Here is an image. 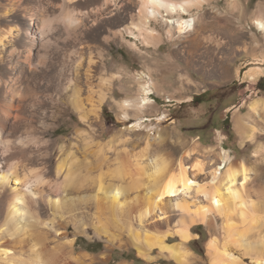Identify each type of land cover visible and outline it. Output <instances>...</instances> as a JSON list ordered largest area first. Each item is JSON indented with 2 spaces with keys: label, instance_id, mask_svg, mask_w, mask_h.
Returning a JSON list of instances; mask_svg holds the SVG:
<instances>
[{
  "label": "bare ground",
  "instance_id": "obj_1",
  "mask_svg": "<svg viewBox=\"0 0 264 264\" xmlns=\"http://www.w3.org/2000/svg\"><path fill=\"white\" fill-rule=\"evenodd\" d=\"M7 1L11 10L0 17L20 22L24 29L15 24L0 35V264H95L98 258L78 253L70 239L72 225L81 233L94 231L113 247H133L149 262L158 259V250L160 258L191 264L193 255L184 245L190 226L213 227L220 220L226 242H208L209 264H264V187H251L260 175L254 167L235 162L228 151L221 161L196 158L189 167L187 160L198 156L197 146L180 159L153 154L154 147L168 144L166 131L144 138L146 147L132 155L133 133L143 129L145 117L125 128L126 134L104 140L101 108L109 95L101 86L110 93L112 77L103 75V56L86 47V39L108 17L126 21L123 2L128 0ZM207 1L137 0L138 22L110 34L138 39L136 29L151 41L147 46L157 45L151 22L162 18L171 26L170 34L184 37L196 30V19L182 15L201 10ZM256 25L264 31L263 20ZM259 72L252 70L250 78ZM143 92L135 104L117 103L121 121L152 104L150 82ZM261 110L263 99L251 103L250 112ZM76 116L85 129L64 141L54 139ZM177 137L175 150L190 146ZM201 200L204 205L193 209ZM172 218H184L182 232L152 231L158 221L170 225ZM177 237L181 242L171 243Z\"/></svg>",
  "mask_w": 264,
  "mask_h": 264
},
{
  "label": "rangeland",
  "instance_id": "obj_2",
  "mask_svg": "<svg viewBox=\"0 0 264 264\" xmlns=\"http://www.w3.org/2000/svg\"><path fill=\"white\" fill-rule=\"evenodd\" d=\"M123 5L129 14L126 21L122 22L118 16H115L116 19L108 17L86 39V47L103 56V75L112 77L110 93L105 86H101V91L105 90L109 95L101 108L102 124H105L106 130L104 140L126 134L125 128L145 117L148 120L143 122V129L133 133L135 142L128 148L130 154H137L146 147L144 138L147 136L153 137V133L166 131L170 134L168 144L161 149L154 147L151 150L153 154L157 152L180 159L197 146L195 153L198 156L187 160L186 165L190 167L196 158L204 162L221 161L224 151H228L235 162L244 160L254 167L256 173L259 172V180L251 187L255 190L264 187V181H261L264 180V111L257 114L250 112L252 102L264 100V92L257 87L264 73V31L256 25L259 19L264 21V0H208L201 10L194 9L191 15H182L186 19H196V30L181 39L177 34H170L171 26L162 18L152 21L151 29L160 39L153 46H147L150 40L143 39L136 29L134 32L138 39L125 34L124 40H121L110 34L112 31L124 32L126 26L134 27L138 22L137 0H128ZM6 8L11 10L9 2L0 0V14ZM166 19L173 18L168 16ZM8 21L9 18L0 17V35L11 25L16 24L15 29H24L20 22L11 24ZM133 43L137 46L133 47ZM1 67L0 72L3 71ZM252 70L261 71L253 80L250 78ZM147 82L151 83L152 104L145 107L143 113L132 110L128 120L121 121L122 112L117 103L126 100L134 104L138 102L143 97V86ZM78 119L76 116L73 121L67 120L59 131L61 134L57 132L53 138L64 141L72 138L77 129L84 130ZM177 135L190 146L175 150L172 146ZM238 143L244 147L238 149ZM204 178L201 176L200 180L206 181ZM255 190L252 189L250 195L257 201ZM201 204L204 205L202 200L192 208L198 209ZM172 221L171 226L158 221L157 228L152 227V231L156 234L182 232L181 226L186 225L184 218H172ZM221 224L220 220L213 227L199 223L190 226L189 234L193 239L190 237L184 245L193 255L191 264H209L207 246L213 238L219 239L222 245L226 242ZM88 230L81 233L76 225H72L69 228L70 239H75L78 253L85 252L98 258L95 264H178L168 258H160L158 250L154 253L158 258L156 261H146L137 255L133 247H113L107 239L99 238L94 231ZM177 239L171 243L181 242L180 238ZM108 254L111 255L110 261L104 260V255Z\"/></svg>",
  "mask_w": 264,
  "mask_h": 264
},
{
  "label": "trees",
  "instance_id": "obj_3",
  "mask_svg": "<svg viewBox=\"0 0 264 264\" xmlns=\"http://www.w3.org/2000/svg\"><path fill=\"white\" fill-rule=\"evenodd\" d=\"M257 87H258L259 90L264 92V77L259 80V82L257 84Z\"/></svg>",
  "mask_w": 264,
  "mask_h": 264
},
{
  "label": "crops",
  "instance_id": "obj_4",
  "mask_svg": "<svg viewBox=\"0 0 264 264\" xmlns=\"http://www.w3.org/2000/svg\"><path fill=\"white\" fill-rule=\"evenodd\" d=\"M263 77H264V73L261 75L260 79L263 78ZM247 119H248V118H247ZM247 119H245L246 122H248V123L250 124V121H248ZM250 126H252V125L250 124ZM237 147H238V149H242V148L244 147V145H240V144L238 143V144H237Z\"/></svg>",
  "mask_w": 264,
  "mask_h": 264
}]
</instances>
